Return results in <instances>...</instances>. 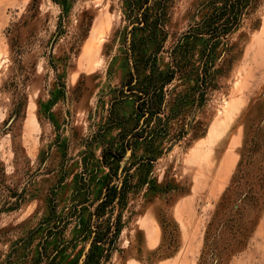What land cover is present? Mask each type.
Masks as SVG:
<instances>
[{"label": "rangeland", "instance_id": "1", "mask_svg": "<svg viewBox=\"0 0 264 264\" xmlns=\"http://www.w3.org/2000/svg\"><path fill=\"white\" fill-rule=\"evenodd\" d=\"M223 4L0 0V264H264V0Z\"/></svg>", "mask_w": 264, "mask_h": 264}, {"label": "trees", "instance_id": "2", "mask_svg": "<svg viewBox=\"0 0 264 264\" xmlns=\"http://www.w3.org/2000/svg\"><path fill=\"white\" fill-rule=\"evenodd\" d=\"M245 8V0H224L223 6L215 9L216 14H209L207 18L210 35L220 38L229 34L239 26Z\"/></svg>", "mask_w": 264, "mask_h": 264}]
</instances>
